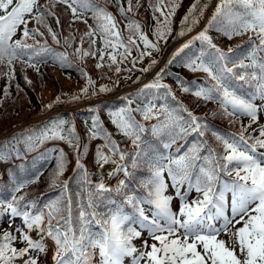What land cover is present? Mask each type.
Masks as SVG:
<instances>
[{"label":"snow or ice","instance_id":"1","mask_svg":"<svg viewBox=\"0 0 264 264\" xmlns=\"http://www.w3.org/2000/svg\"><path fill=\"white\" fill-rule=\"evenodd\" d=\"M56 2L70 11V23L79 20L87 25L86 13H91L94 24L88 25L76 49L82 59L99 54L96 67L100 68L107 56L118 74L131 58L124 79L157 65L153 59L146 67L136 68L145 56L161 52V42L167 44L173 17L181 6L179 0H171L170 6L164 0H157L156 5L149 0L156 25L151 29L153 40L138 21L127 17L133 10L132 0H127V8L123 0H115L127 21L125 40L116 16L97 0ZM136 7H140L139 0ZM207 8L206 0H193L173 39L192 33ZM0 13V65L7 68L0 75L9 81L4 98L10 95L16 62L37 72L48 60L61 67L73 66L66 53L37 40L44 36L39 28L28 27L34 19L59 43L57 32L46 22L55 16L48 5L39 0H0ZM55 22L60 24L59 17ZM210 31L229 40L245 35L248 39L225 50L214 42ZM97 38L99 48L95 47ZM69 43L65 37V44ZM133 49L136 56H132ZM175 64L206 74L202 80L188 81L179 74L174 78L183 93L217 104L218 111L195 114L163 83L170 74L168 68ZM80 73L87 78L86 86L78 93L57 96L45 106L47 111L112 92L108 85L97 88L84 69ZM25 81L30 83L27 77ZM88 112L82 122L83 134L75 118L57 114L17 143H0V163L13 156L26 159L21 144L25 153H39L24 176H13L11 185L0 186V221L7 218L9 228L16 219L21 221L13 231L3 230L0 235V264H16L17 260L39 264V257L49 251L46 240L52 242V264H125L126 260L129 264H264V124L252 128L264 113V0H217L205 26L172 52L151 81L124 96L118 106L102 109L94 103ZM102 112L114 131L101 118ZM208 115L227 119L229 126L238 123L239 117L248 118L249 123H241L237 132L224 131ZM93 141L99 143L93 154L96 171L90 172L84 160ZM53 142L72 150L73 174L63 181L60 177L70 163L64 148L39 152ZM122 143L130 144V149ZM53 160L50 188L56 195L41 204L23 190L39 182L44 171L39 165ZM93 175L99 177L98 182L92 181ZM105 176L115 183H107ZM33 231L37 238L31 235ZM137 239L142 241L141 248L134 243Z\"/></svg>","mask_w":264,"mask_h":264},{"label":"trees","instance_id":"2","mask_svg":"<svg viewBox=\"0 0 264 264\" xmlns=\"http://www.w3.org/2000/svg\"><path fill=\"white\" fill-rule=\"evenodd\" d=\"M102 1V0H101ZM105 3L99 2L98 4L107 8L114 16H116L117 22L119 24L121 34L123 38L126 40L129 32L125 28L127 21L120 16L118 11L119 6L115 3V0H103ZM141 6L136 13V16H131L126 14L132 20L138 21L142 25V29L145 30L146 33L149 34L150 38H154L151 34V29L154 28L155 21L152 19V12L149 5V0H141ZM180 7L177 10L175 16L173 17V30L178 31L179 21L184 16L186 9L193 3V0H179ZM124 3V2H123ZM152 5L157 4V0H151ZM166 5L171 4V0H164ZM55 5V6H53ZM126 8V5L124 3ZM48 7L55 12V16L47 18V24L52 27L53 31L57 32V39L59 43H55L54 41L51 44H47L48 46L54 48L57 52L66 53L69 61L73 65L72 67H61L58 63H54L52 60H48L46 63L39 65V72H37L33 68H29L25 65L16 62L15 67V78L10 82L9 92L10 95L6 98L3 97V89L6 85L9 84V81L6 77L0 75V98H2V102H0V113H3V117L0 118V135L3 133L10 132L6 138L8 141V145L11 146L13 143H17L22 136H26L29 133L38 132L44 123H46L50 118L55 117L59 114L62 117L72 119L74 118L72 112L66 109H60L56 111H52L49 115L45 117H40L44 113L47 112L45 108V104L42 103V99L39 97V92L44 87H47V93H50L60 89L62 93H65L68 89L74 88H82L85 86L87 82L86 77H82L80 73V69H84L88 76L90 73L96 74L97 76L102 77H115L121 74V72L125 71L123 67H127L131 65L129 58V62L127 64L121 65V71L116 73V66H109L110 61L108 57L105 56L104 63L102 67L97 68L96 64L99 59V54L96 57L87 56L83 59L81 58V53L76 51L77 48L81 47V36L88 30V25H93L94 22L91 19V13H86L88 17V24L86 25L82 21L77 20L75 23H70L72 17L70 11H66V6L59 4L54 0ZM167 10V9H166ZM157 16L160 14L157 13ZM56 17H59L60 24H56ZM143 21V22H142ZM43 26V25H42ZM44 27V26H43ZM47 31V29L44 27ZM48 32V31H47ZM215 36L213 38L214 42L221 47L222 49H227V47L241 43L244 41L245 36L234 37L231 40L223 37L219 32H213ZM65 37L70 38V43L65 44ZM74 37V39H71ZM184 39L180 43H178L173 49L170 50L168 58L171 56L172 52L180 46V44L184 43L187 39ZM31 40V39H30ZM178 40V39H176ZM175 40V41H176ZM32 41V40H31ZM101 46V42L99 38H97L96 46L99 48ZM83 48L87 49L88 44L84 43ZM134 52V50H133ZM133 56V55H132ZM167 58V60H168ZM119 59V58H118ZM167 60L162 63L159 67H156V71L153 74L151 80L155 76L157 72L160 71L161 68L165 67ZM7 68L4 67V70H0V73L6 72ZM148 73V72H147ZM147 73H144L146 75ZM168 75H165L163 83H167L171 86L172 91L175 93V96L182 101L185 105L189 107L191 111H193L197 115H206L210 112H215L219 110V106L215 103L208 102L204 103L202 100L195 98L191 94H185L182 92L180 87L178 86L174 75L179 74L182 78H186L188 81L192 80H202L204 78L203 72H190L185 68L180 67L179 64H175L168 68ZM206 75V74H205ZM60 76V79L58 78ZM25 77H27L30 83L25 81ZM149 80V81H151ZM148 81V82H149ZM147 82V83H148ZM17 84L19 88H17ZM146 84V83H145ZM134 90H127L124 93H121L119 97L115 99L113 102H109L110 104H105L106 101L100 103V107L103 109L105 107H113L118 106L122 102V98L129 93H133ZM61 92L57 93L52 100H48L51 103L55 100L57 96H60ZM94 104V103H92ZM81 114V124L83 126V121L89 116L88 110H82ZM101 118L105 120L107 127L110 131H114L111 124L107 123V117L104 116L103 112L101 113ZM244 117H239V122L229 126L227 119H213L211 115H208V119L212 124L216 125L219 129L224 131H239L240 123ZM137 120H141L139 114L136 115ZM154 122V121H153ZM42 124V125H41ZM38 125L39 128H34ZM5 127V128H4ZM4 128V129H3ZM211 139V137H209ZM191 140V137H189ZM180 143H183L181 141ZM64 148L63 146L59 145ZM65 150V148H64ZM67 153V151L65 150ZM68 154V153H67ZM68 160H70V156L68 154ZM33 161L31 159L29 162ZM41 168L44 169L43 175L40 180L36 184L29 185L23 191L27 193L28 198H37L39 203L43 201H47L53 196L56 195V190L50 188V179L51 174L55 167V161H51L47 165L42 164ZM70 169V163L67 166L66 171L60 177L61 181L66 180L67 173ZM71 186V185H70Z\"/></svg>","mask_w":264,"mask_h":264},{"label":"rangeland","instance_id":"3","mask_svg":"<svg viewBox=\"0 0 264 264\" xmlns=\"http://www.w3.org/2000/svg\"><path fill=\"white\" fill-rule=\"evenodd\" d=\"M93 81H96V77H93V78H91ZM99 80H98V87L99 86H101V85H108V87H110V88H112L113 90L114 89H116V87L115 86H112L111 84H110V82H104V78H98ZM44 94V96L45 97H47V96H50L51 94L50 93H47V92H44L43 93ZM3 117V113L1 112L0 113V118H2ZM5 128V127H4ZM3 128V129H4ZM168 194H172V189L171 188H169L168 189ZM192 196H194L193 194H192ZM192 197L190 196L189 197V199H191ZM172 207H173V210H176L177 209V207H178V202L176 201V200H174L173 202H172ZM21 223V221H20V219H16L15 220V222H14V224H13V227L12 228H9V224H8V220H7V218H3V220L2 221H0V227H4L6 230H8V231H13V229L15 228V226L16 225H19ZM31 235L33 236V237H35V238H37L36 237V233L33 231L32 233H31ZM144 236H145V238H147V234L145 233L144 234ZM221 238H223V239H225L226 240V242H228L229 244L231 243L229 240H228V237L227 236H224V235H222L221 236ZM48 241V248L49 249H52L51 247H52V242L50 241V240H47ZM152 241L149 239V243H151ZM17 247H20V246H22V245H20V244H17L16 245ZM136 246L138 247V248H141L142 247V241H141V239H137L136 240ZM50 255H51V250H50ZM21 262V261H20ZM44 263V254H42L40 257H39V264H43ZM125 264H129V262L126 260L125 261Z\"/></svg>","mask_w":264,"mask_h":264},{"label":"bare ground","instance_id":"4","mask_svg":"<svg viewBox=\"0 0 264 264\" xmlns=\"http://www.w3.org/2000/svg\"><path fill=\"white\" fill-rule=\"evenodd\" d=\"M105 180H106V182H109L110 181V180L107 179V176H105Z\"/></svg>","mask_w":264,"mask_h":264}]
</instances>
